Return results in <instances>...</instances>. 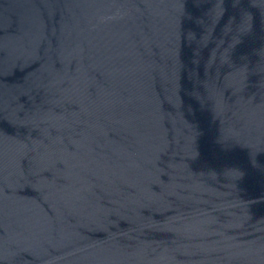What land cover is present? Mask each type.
Listing matches in <instances>:
<instances>
[{
	"label": "water",
	"instance_id": "1",
	"mask_svg": "<svg viewBox=\"0 0 264 264\" xmlns=\"http://www.w3.org/2000/svg\"><path fill=\"white\" fill-rule=\"evenodd\" d=\"M0 264H264V0H0Z\"/></svg>",
	"mask_w": 264,
	"mask_h": 264
}]
</instances>
